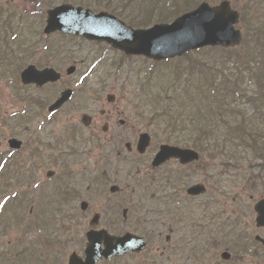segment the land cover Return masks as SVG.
<instances>
[{
	"label": "rangeland",
	"instance_id": "374dc122",
	"mask_svg": "<svg viewBox=\"0 0 264 264\" xmlns=\"http://www.w3.org/2000/svg\"><path fill=\"white\" fill-rule=\"evenodd\" d=\"M65 1L67 0H0V7L2 10L4 9V14L0 19L3 21L9 16L11 26L17 28L18 33L16 41L11 45L9 43L2 44L0 40V154L9 151L7 146L9 139L16 138L20 140L23 143L24 150L21 155H15L14 157L16 159L22 158L19 161L20 168L23 169H20L21 175L24 174V176L32 178L34 182L38 183L37 188L49 189L51 192L61 189L69 193L66 204L57 205L59 208L62 207L63 211L57 208L56 204L52 206L45 205L43 208L49 212L45 216L52 217L53 226L50 233L59 236L58 240L61 241L66 238L70 239L65 253L63 252L64 254L62 253L59 257L61 260L63 259V264L66 263L70 253L82 254L87 231L96 228L107 229L102 221L106 222L110 218L113 221H118L113 227L114 232L129 231L139 235V232H141L149 236L151 240L146 252L135 257L126 256L108 264H136L142 260H145L148 264L147 258H151V264H264V251L260 249L257 251V245L252 242L256 235L264 237V230H258L255 227L253 212L254 204L260 198H264V165L261 166L262 170L253 167L255 163H264V135L260 136L253 126L244 127L245 132H252L254 137L259 140L254 146V153L252 147V151L247 148L243 150L242 147H238L237 143L232 144V142L238 140V134L233 132L237 121L215 122L217 129L215 143L218 144V147L223 145L225 141V144L231 141L224 151L226 154L220 152L218 148H215L214 152L203 150L204 153H200L202 160L188 166L186 168L188 175L181 182H176L175 185L167 184L165 180L160 182L158 178L155 182L152 180L148 185H144V183V186L135 183L134 178L137 182L141 178L146 179L154 174L163 173L164 170L161 169L157 172L152 170L151 158L161 144L174 145V143L166 140L169 132L163 133L172 130L169 127L172 126V123L166 125V127L163 124L157 125L162 127L155 128L156 123L153 119L155 116L160 117L164 114L163 105L156 106L157 108L152 107L149 100L156 94L163 93L162 88L173 94L171 97H165L166 102H162L168 108L166 111L171 110L178 113L179 118L182 119V122L173 119V125L177 127V130H173L178 131V135L174 136L173 139L180 142H189L193 141V138L196 141V128L198 125L197 119L189 118V114L199 115L201 98H195L196 102L192 104V108L189 106L190 102L174 99L175 96L173 90H171L173 77L168 73L170 72L171 63L152 67L150 61H144L141 57H124L120 52L107 49L105 46L89 44L79 39H64L56 34L44 36L42 30L45 25L47 10L44 5L51 2L54 4L53 6H56ZM229 1L233 8L245 4V0ZM68 2L84 4L91 6L90 8L94 7V11L97 8L94 0H69ZM262 2L264 4V1ZM209 4L215 5L218 4V1ZM261 13L259 17L264 23V5L261 7ZM18 18L22 19L18 21ZM238 28L244 34V30L239 25ZM11 31V29L9 31L4 30L3 25L0 26L2 35ZM46 38L49 41L55 40V45H61V43L66 45L67 52L62 57L54 56L45 61L48 53L44 57L43 53L39 51L41 47L39 44L43 41L46 42ZM37 43H39L36 47L37 52L30 57V46ZM249 44L246 45V48L241 46L236 51H240L239 54L244 55ZM4 46L10 47L8 50L10 56L7 58L3 57L6 54L4 51L8 49ZM21 50L25 53H21ZM100 55H103L104 59L97 63L96 58ZM195 57L197 56L193 55L190 59ZM201 58L204 61L202 63L208 65H211L213 59H216L210 54L203 55ZM116 61L122 62L120 69L114 68L113 63ZM4 62H10V65L9 63L8 65L4 64ZM183 62L186 63L187 60H183ZM28 64H34L38 68L52 67L62 75L58 83L41 92V96L47 101L43 108L31 106L28 103L29 99H26V97L32 96L34 98L37 94V88L23 86L20 82V71ZM71 65H74L77 70L73 75L66 76L65 70ZM151 67L152 74L144 76L143 72L150 70ZM237 68L242 71V76L238 77L239 83L236 88L239 90L237 91H240L242 95L255 97L257 89L254 80H252L249 72L243 69L242 64H239ZM255 68L256 64L250 66L252 72ZM138 71H141L139 76L137 75ZM217 71H225V78L231 79V82L237 73L236 68L231 64L222 68L219 67ZM165 78L169 81H164ZM64 89L74 91L72 100L58 113L52 117L49 116L47 114L48 105ZM143 89L146 90V93ZM146 94L147 97L144 96ZM176 94H179V92L176 91ZM107 95H113L114 101L108 103L106 100ZM180 96V98L185 99L184 94L180 93ZM260 96L263 97H259L258 101L263 103L264 106V90L261 91ZM234 104L245 113V118L254 115V107L246 100L237 98ZM29 108L30 110L25 114L26 121L23 123L17 124L15 119L2 123L1 120H8L10 116L19 115ZM189 109L193 111L189 112ZM109 113L114 116H109ZM83 114L92 117V123L89 127H84L80 123V117ZM47 120L50 122L47 123ZM259 121L257 128L264 130V121ZM122 122L123 125L120 124ZM166 122L167 120L164 121V124ZM104 125L108 127L106 133L102 132ZM72 127H75L77 131L76 140L74 141L70 139ZM141 133L148 134L151 143L146 154L142 156V163L133 167L132 164L122 162L117 157V152L120 148L125 153V144L130 143L132 149L129 153L127 152L126 157L128 160H133L137 155L135 150L136 141ZM66 135H69L67 139ZM118 136L121 137V143L113 140ZM84 140L88 141L86 145H84ZM244 140L245 142L251 141L249 136H246ZM35 147L38 152L34 154V158L30 159L31 153L34 152L32 149ZM229 147H231L229 152H233L232 159L235 162L233 160L228 162L229 159L227 160V157H231L228 153ZM72 149L77 150L75 155L71 152ZM103 154L110 157L111 162L106 172L102 170V173L108 177L107 182L104 184L95 178V176L101 175L99 169ZM210 155H214L215 159L212 167L208 168L206 165L210 163ZM225 161L231 166H225ZM166 170H169V172L177 170L176 164L171 162ZM47 171H53L54 175L51 178H46ZM24 176L21 177L24 178ZM181 176L182 174L179 173L177 178L179 179ZM92 177H94L93 180H91ZM249 177L252 178V181H255L256 187L254 189L246 182L247 180L251 181ZM256 177L259 178L256 180ZM7 178L10 179L9 176ZM258 180L262 181L263 184L262 182L259 184ZM8 182L10 185L15 184L10 180ZM192 183H203L207 187V193L184 204L183 209L188 212L182 211V220L179 225L172 221L171 217L165 219L151 210L162 205L163 196L169 193L178 194L179 197L185 199V189L187 185ZM112 185L118 186L120 191L110 194L109 187ZM26 186V184L17 182L16 186H11V189L20 190V193L26 194L28 190ZM224 192L225 195L222 196ZM158 195L163 198L159 197L155 200L153 197ZM47 199H49V194ZM211 200H213L212 205H210ZM28 201L25 209L18 210L10 215L0 214L2 216L0 220L3 221L2 224L5 227L8 226L5 216L11 224L13 220L9 219H14V216L21 217L20 226L17 230L15 228V231L10 232L8 230L1 236L0 254L5 251L11 252L10 243H13L14 247L12 255L20 254V251L28 245V242L35 238L41 240L46 235L44 231L39 233L36 229H33L34 224L40 217ZM81 202L87 203L86 210L82 211L80 208ZM108 206L112 209H108ZM130 208L134 211L132 218L128 216V209ZM123 211H126V218L123 217ZM94 216H98L100 219L96 226L91 225ZM211 216H213L212 221ZM226 219L230 221V229H232L226 232L228 237H224L222 232L218 231ZM191 224L195 226L192 230L193 235L190 234ZM12 226L14 225L12 224ZM202 229L205 230L204 233L200 231ZM240 229H243L251 240V244H248V247L252 248L251 252H244L240 263L238 261L234 262L232 258L229 261L221 260L220 255L223 251L229 252L231 257L232 254L238 252L232 250L233 247L230 244L231 240L239 234ZM136 230L138 232H135ZM110 233L112 232L110 231ZM166 233L170 234V238L165 243L164 236ZM210 234L222 239L221 246L207 248V246L200 244L198 259H194L189 252V247L193 244V237L197 238L199 242H203L206 236H210ZM223 238L225 239L224 242ZM228 238H231V240ZM55 239L57 237H53V240ZM8 240L11 242H8ZM183 240H186V242L184 243ZM201 247L205 249L202 250ZM161 253L165 256L162 260L158 259L159 261L155 262L156 258L151 257V255ZM237 255L242 256L241 254Z\"/></svg>",
	"mask_w": 264,
	"mask_h": 264
},
{
	"label": "water",
	"instance_id": "95a60500",
	"mask_svg": "<svg viewBox=\"0 0 264 264\" xmlns=\"http://www.w3.org/2000/svg\"><path fill=\"white\" fill-rule=\"evenodd\" d=\"M238 17V13L231 10L226 1L216 7H209L203 3L195 10L176 18L170 24H158L145 30H133L107 13L94 14L81 7L61 5L47 12L44 32L49 34L59 31L64 35H76L88 40L106 42L126 55H142L160 61L178 57L205 46L232 47L238 45L241 38L240 32L234 28ZM22 77L25 82L30 80L40 84L45 80L58 79V75L51 70L36 73L34 68L24 72ZM64 96L63 94L55 105L63 102ZM145 140V137L141 139L142 143ZM9 145L13 149L20 147V143L15 140L9 141ZM143 148L144 144L138 149L143 152ZM172 157L180 158L181 162L185 163L197 159L198 156L189 150L163 146L156 155L153 165L158 166ZM201 191L203 189L196 186L189 192L200 193ZM255 211L258 213L257 224L264 226V201L255 206ZM87 240L84 261L73 255L68 264H97L101 258L109 259L115 255L143 249L142 245L136 249L137 245H134L137 239L128 235L121 239H113L90 232L87 234ZM101 242L104 243L103 250L100 248Z\"/></svg>",
	"mask_w": 264,
	"mask_h": 264
},
{
	"label": "trees",
	"instance_id": "16d2710c",
	"mask_svg": "<svg viewBox=\"0 0 264 264\" xmlns=\"http://www.w3.org/2000/svg\"><path fill=\"white\" fill-rule=\"evenodd\" d=\"M94 1L95 6H101L105 8L110 13L115 14L126 21L129 25L134 27H147L148 25L155 22H169L174 17L195 8L199 2L198 0ZM207 1L215 3L221 0ZM262 1L264 0H245V4L239 7L241 11V24L245 30V36L246 38H249L250 42L252 41L254 43L253 47H257L260 50V53H262L260 58H257L259 53L258 51L254 52V54L249 53L246 57L245 55H241L238 52L232 53L231 50H226L227 52L225 51V56L222 57V59L225 61V64L229 62L232 63L233 66H235L237 63L242 64V67L247 72H249L252 80H254L260 93L262 90H264V23H262V19L259 17L261 14V7L264 5L262 4ZM142 13H145L146 16L141 17ZM260 40H263V43L261 42L260 44ZM233 57L234 61L231 60ZM216 61L217 59H215L211 65H208L206 63H202L201 60H198L197 58L194 61H189L188 68H178L176 70V76L179 77H183L185 74L190 76L191 74L189 80L186 81V84H184V92H187L186 94H192L194 97L201 98V104L199 105L198 111L199 115L197 116L195 114H189V118H196L198 121L197 131L200 150H207L205 146H211V148L213 147L211 143L213 144L217 140V129L215 122L218 123V121H225L226 118H223L224 113L232 117H229V119L238 121L237 115H239V111L234 106L233 102L231 103L229 101L230 99L234 100L240 97L239 92L236 90V83L239 79L234 80L233 83H227L230 81L223 75L218 77L216 72H214L216 71ZM255 64H258L260 68L255 69L254 72H252L250 70V66H254ZM186 70L187 73H185ZM194 73H196L197 76H193ZM241 74L242 72L239 70V77H241ZM227 85L231 86L227 88ZM190 102L192 103L191 100ZM261 116L264 118V113L261 114ZM234 128L235 129L233 132L237 133L238 136L241 133L244 135L247 133L245 132L244 125H242L240 121ZM174 132L175 131L173 130V133ZM238 136L237 142H232V144L237 143L238 147L241 146L242 148H254L256 145V139L253 135H247L251 139L250 143L245 142L241 136ZM168 140H172V137L168 138ZM175 143L178 144L179 142Z\"/></svg>",
	"mask_w": 264,
	"mask_h": 264
},
{
	"label": "flooded vegetation",
	"instance_id": "af4514ba",
	"mask_svg": "<svg viewBox=\"0 0 264 264\" xmlns=\"http://www.w3.org/2000/svg\"><path fill=\"white\" fill-rule=\"evenodd\" d=\"M51 56H53V54H51ZM45 68V67H44ZM39 69H42V68H39ZM55 84L54 83H47V84H43V85H41L38 89L41 91V92H43V91H45L46 90V88H48V87H53ZM38 89H37V91H38ZM110 112V111H109ZM109 116H114V115H112L111 113H109L108 114ZM88 123H91V120L88 122ZM121 125H123V122L122 123H120ZM108 131V127L106 126L105 127V129H104V133H106ZM86 145V144H85ZM36 148V147H35ZM35 148H33L32 150H34ZM125 149L128 151V152H130L131 151V149H132V145L131 144H129V143H126L125 144ZM24 150V147H23V145H22V147H21V150L19 151V152H21L22 153V151ZM73 151H75V153H74V155L77 153V151H76V149H72ZM128 153L127 152H122L121 151V149L119 148L118 149V152H117V157L118 158H121V161L122 162H124L125 164H129V160H128V158L126 157V155H127ZM146 154V153H145ZM144 154V155H145ZM122 155V157H120ZM138 159H142V157H140V158H138ZM136 160V158H133V163H134V161ZM171 162H174V164H176V167H177V170H179V163H178V161H176V160H171L170 162H167V163H165V164H163L162 166H160L159 168H157V169H161V170H164V175H167L168 174V170H166V168H167V166L168 165H170V163ZM178 189V188H177ZM185 192H186V189H185ZM179 199H181V200H183V202H188V201H191L192 199H194V198H192V197H188V196H185V199H182L181 197H179ZM181 200H178V203H179V205L178 206H176V207H174V209L176 210V211H178V212H182L183 210L184 211H187V210H185V209H183L184 208V205H182V201ZM165 210H166V207H165ZM188 212V211H187ZM125 218H126V215H125ZM165 218V217H164ZM169 228H171V227H169ZM171 232V231H170ZM165 243L167 242V241H169V238H170V234H168V233H166L165 234ZM146 239V238H145ZM165 255L164 254H156V255H153L152 257L153 258H156V260H155V262H157V261H159L158 259H160V260H162L163 259V257H164ZM148 264H151V260H149L148 259Z\"/></svg>",
	"mask_w": 264,
	"mask_h": 264
}]
</instances>
